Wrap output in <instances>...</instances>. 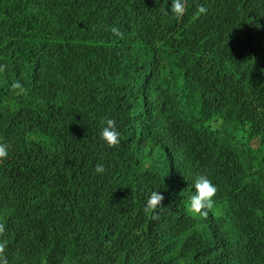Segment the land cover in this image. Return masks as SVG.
Segmentation results:
<instances>
[{"label": "trees", "instance_id": "obj_1", "mask_svg": "<svg viewBox=\"0 0 264 264\" xmlns=\"http://www.w3.org/2000/svg\"><path fill=\"white\" fill-rule=\"evenodd\" d=\"M170 8L0 0L8 264H264V0ZM200 175L218 189L206 218L188 208Z\"/></svg>", "mask_w": 264, "mask_h": 264}, {"label": "clouds", "instance_id": "obj_2", "mask_svg": "<svg viewBox=\"0 0 264 264\" xmlns=\"http://www.w3.org/2000/svg\"><path fill=\"white\" fill-rule=\"evenodd\" d=\"M171 14L175 15L177 18H182L186 12V0H171ZM208 8L201 5L197 9V16L207 14ZM110 31L112 34L118 38H123V33L115 26H113ZM6 65H0V73H3L6 70ZM12 89L16 90L18 95H25L28 92L22 83L19 81L12 84ZM104 127L101 131V138L106 143L109 148H114L120 143L121 133L117 129V124L114 119H105ZM8 157V146L0 143V160L7 159ZM103 164H97L95 166V171L97 173L104 172ZM195 194L190 197V202L188 205L189 211L195 215H200L207 217L208 211L211 210L214 206V197L217 194V187L212 183V181L205 175H200L195 179L194 182ZM164 196L158 191L151 192L149 198L146 201L144 211L146 213H151L152 220H159L160 216L158 213L159 209H163L162 201ZM170 211H174L169 205H166ZM5 234V225L0 223V237H3ZM7 247V241L0 239V264H8L7 257L5 255Z\"/></svg>", "mask_w": 264, "mask_h": 264}]
</instances>
